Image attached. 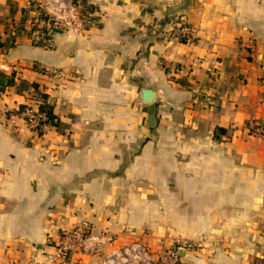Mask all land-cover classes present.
Listing matches in <instances>:
<instances>
[{
	"label": "crops",
	"instance_id": "obj_1",
	"mask_svg": "<svg viewBox=\"0 0 264 264\" xmlns=\"http://www.w3.org/2000/svg\"><path fill=\"white\" fill-rule=\"evenodd\" d=\"M66 1L0 0L1 109L37 84L59 123L39 137L0 116V264H56L43 256L80 221L91 239L65 264L173 238L193 244L181 264H264V0H86L89 29L29 33L31 2L52 17Z\"/></svg>",
	"mask_w": 264,
	"mask_h": 264
},
{
	"label": "built area",
	"instance_id": "obj_2",
	"mask_svg": "<svg viewBox=\"0 0 264 264\" xmlns=\"http://www.w3.org/2000/svg\"><path fill=\"white\" fill-rule=\"evenodd\" d=\"M64 2L65 0H61ZM82 6L80 0L72 3L70 0L62 3L61 8L53 14L50 19L57 29H68L83 27ZM175 37L178 41L187 45L195 43V28L185 23H177ZM48 76L56 82L66 79L67 73L58 68L46 70ZM5 91H0V100ZM40 100L36 93L32 92L27 98L23 110L17 115L11 111H2L0 103V116H6L12 120L18 117L22 120L25 127L36 136H43L49 130L50 126L46 124V117L39 112ZM262 128H255L254 133H261ZM91 228L87 221H80L73 224L68 230L64 231L56 241L53 242V251L46 253L43 260L47 263L65 264L68 257L73 254L81 255L87 250V242L91 239ZM193 248L190 241L173 238L169 247H164L156 251H150L144 244L138 242L131 243L122 248L112 250L103 260V264H181L180 258L182 252Z\"/></svg>",
	"mask_w": 264,
	"mask_h": 264
},
{
	"label": "trees",
	"instance_id": "obj_3",
	"mask_svg": "<svg viewBox=\"0 0 264 264\" xmlns=\"http://www.w3.org/2000/svg\"><path fill=\"white\" fill-rule=\"evenodd\" d=\"M72 3H75V0H70ZM81 6H82V19H83V29H89L92 24L95 22V18L92 16L93 12L95 11V8L88 4L86 0H80ZM31 9L35 10L37 13V18L33 22L30 34L34 32H41L43 38L47 39V31L45 29H42L41 27H38L39 23H45L48 25L49 28H53L58 30L54 27L53 21L50 19V17L42 10L37 3L31 2ZM40 44V43H39ZM2 47V45L0 44ZM15 85V74H5L0 71V91H6L9 88L13 87ZM32 92L36 93L37 99L40 100L41 104L39 105V112L42 113L46 117V124L50 126V128H54L58 130L59 123L57 121V118L53 114V105L50 102V96L47 94L43 89L39 88L37 84H31ZM24 105H20L17 110L12 111V114H18L23 110ZM7 118V116H5ZM8 119V118H7ZM6 119V120H7ZM255 127L253 128V130Z\"/></svg>",
	"mask_w": 264,
	"mask_h": 264
},
{
	"label": "water",
	"instance_id": "obj_4",
	"mask_svg": "<svg viewBox=\"0 0 264 264\" xmlns=\"http://www.w3.org/2000/svg\"><path fill=\"white\" fill-rule=\"evenodd\" d=\"M142 100L149 105L148 108V125L152 127L154 125L153 122V92L150 89H142L141 90Z\"/></svg>",
	"mask_w": 264,
	"mask_h": 264
}]
</instances>
